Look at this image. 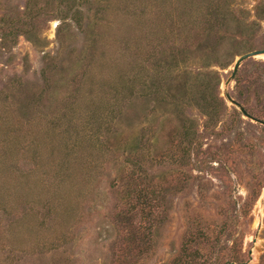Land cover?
Returning a JSON list of instances; mask_svg holds the SVG:
<instances>
[{"label": "rangeland", "instance_id": "obj_1", "mask_svg": "<svg viewBox=\"0 0 264 264\" xmlns=\"http://www.w3.org/2000/svg\"><path fill=\"white\" fill-rule=\"evenodd\" d=\"M28 1L0 0L35 21L0 37V264H264V53L227 84L264 0Z\"/></svg>", "mask_w": 264, "mask_h": 264}, {"label": "trees", "instance_id": "obj_2", "mask_svg": "<svg viewBox=\"0 0 264 264\" xmlns=\"http://www.w3.org/2000/svg\"><path fill=\"white\" fill-rule=\"evenodd\" d=\"M38 1L39 0H29L26 7H25V14H27V19L29 20H39V19H42V16H47L49 13L48 12H45L43 11L45 8H41L40 10H37V6H38ZM55 3L57 2L58 3V8L65 5V2H68L70 6H72V4H74V2H76V0H54ZM35 22V21H34ZM34 22L32 21H29V22H23L22 24H20V27L21 28H15V30H11L9 28H6L4 27L3 25H0V37L2 38L3 40V43H7L8 41V37L10 35H16V34H24L26 36L29 37V35H31L33 33V29H34ZM131 79V78H129ZM219 82V78L216 77V80H215V85ZM133 85H131L132 87ZM31 91H33L34 94H37L36 90H32L30 89ZM205 90V87L204 89ZM39 92V95L40 93H44V91L42 90H37ZM18 96H20L21 94L20 93H17ZM216 96V95H215ZM204 97V96H203ZM217 97V96H216ZM205 99V98H204ZM224 104V101H221V100H215V105L212 107L213 108V112H208L207 110H205L204 107H211L212 105H209V106H201V108L203 109V111H206L205 113L207 115H211V113H218L221 111L222 109V105ZM207 109V108H206ZM188 129V128H187ZM189 131V129H188Z\"/></svg>", "mask_w": 264, "mask_h": 264}, {"label": "water", "instance_id": "obj_3", "mask_svg": "<svg viewBox=\"0 0 264 264\" xmlns=\"http://www.w3.org/2000/svg\"><path fill=\"white\" fill-rule=\"evenodd\" d=\"M264 53V48L263 49H257V50H253V51H249V52H246L242 55H240L235 63H234V66H233V73L232 75L230 76V78L228 79L227 81V84H229L235 77L237 71H238V68L240 67L241 63L250 58V57H254L256 55H259V54H263ZM225 97L227 100H229L232 104H234L237 108H239V110L247 117L253 119V120H256V121H260L258 120L257 118H255L253 115H251L247 110L246 108L238 101L236 100L234 97L231 96V94L226 91L225 92ZM263 124H264V121H261Z\"/></svg>", "mask_w": 264, "mask_h": 264}]
</instances>
